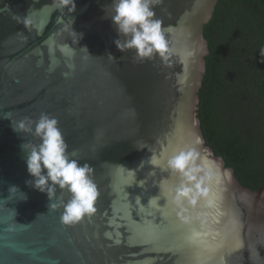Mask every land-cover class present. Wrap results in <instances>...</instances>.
Instances as JSON below:
<instances>
[{
  "label": "water",
  "instance_id": "obj_1",
  "mask_svg": "<svg viewBox=\"0 0 264 264\" xmlns=\"http://www.w3.org/2000/svg\"><path fill=\"white\" fill-rule=\"evenodd\" d=\"M217 2L154 4L171 55L141 62L115 47L112 0H75L74 13L53 0H0V264H264V189L239 184L197 118L203 29ZM41 114L58 120L69 151L93 169L97 211L75 226L26 184L21 145L38 141L12 124ZM180 152L194 154L208 193L184 202L191 225L168 195L182 181L167 160ZM69 198L58 189L53 202Z\"/></svg>",
  "mask_w": 264,
  "mask_h": 264
},
{
  "label": "trees",
  "instance_id": "obj_2",
  "mask_svg": "<svg viewBox=\"0 0 264 264\" xmlns=\"http://www.w3.org/2000/svg\"><path fill=\"white\" fill-rule=\"evenodd\" d=\"M198 92L205 144L239 184L264 189V0H218Z\"/></svg>",
  "mask_w": 264,
  "mask_h": 264
},
{
  "label": "clouds",
  "instance_id": "obj_3",
  "mask_svg": "<svg viewBox=\"0 0 264 264\" xmlns=\"http://www.w3.org/2000/svg\"><path fill=\"white\" fill-rule=\"evenodd\" d=\"M160 0H112L107 8V16L115 26L118 38L114 41L116 49L124 54L133 52L138 61H147L155 56L167 60L171 55L169 41L161 19L156 18L153 5ZM59 11L67 9L68 13L76 10L75 0H53ZM25 21V25H28ZM86 49V48H85ZM264 57V49L261 50ZM108 58H116L109 53ZM56 118L41 114L36 121H21L12 124L13 130L25 133L35 138L36 143L29 141L21 145L26 153V167L30 180L26 184L35 190L46 193L50 201L49 209L58 210L62 207L60 223L64 226H75L85 218L91 219L96 213V201L100 195L93 179V169L87 164H81L76 159V151H69L64 136ZM194 154L180 152L167 160V168L181 178V183L168 195L171 204L179 209L177 218L184 225H191L193 220L185 215L184 202L191 206L197 204L198 197H206L207 190L201 191L202 180L195 173L200 169L194 166ZM67 192L69 199L57 203V190ZM10 193H18L16 186L9 189ZM21 200L27 197L23 193ZM211 203V202H209ZM14 212V211H13ZM15 214V212H14ZM205 222L201 221V227ZM200 233L193 231L188 237L189 242L199 240Z\"/></svg>",
  "mask_w": 264,
  "mask_h": 264
}]
</instances>
